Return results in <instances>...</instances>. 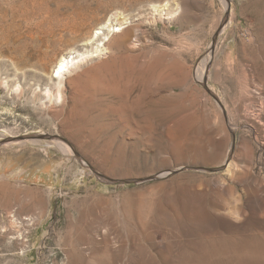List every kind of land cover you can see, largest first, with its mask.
<instances>
[{
	"label": "rangeland",
	"instance_id": "rangeland-1",
	"mask_svg": "<svg viewBox=\"0 0 264 264\" xmlns=\"http://www.w3.org/2000/svg\"><path fill=\"white\" fill-rule=\"evenodd\" d=\"M87 4L0 0V226L42 215L0 264H264V0Z\"/></svg>",
	"mask_w": 264,
	"mask_h": 264
},
{
	"label": "bare ground",
	"instance_id": "bare-ground-1",
	"mask_svg": "<svg viewBox=\"0 0 264 264\" xmlns=\"http://www.w3.org/2000/svg\"><path fill=\"white\" fill-rule=\"evenodd\" d=\"M57 1H58V5L54 9V12L56 14L57 13H60V14L64 13V15L58 20V23L56 25H54V27L52 28L51 32H54V33H56L57 31H60V32L61 31H64V32H74V31H76L78 28L81 27L83 21L87 18V16L90 14L91 9H92L87 4V0H57ZM168 4H169L168 1H165L161 6H159L158 4H154L152 7L155 10H158L159 7H160L161 9H159V10H166L167 11L168 8H169ZM119 26H118V28H115V25L112 24V23H104V24H102L101 26H99L96 29V31L92 35H90L88 37V42H93L94 40L91 41V39H95V38H99V37H101L102 40H108V38H109L108 36L110 34L111 35L122 34V33L124 34L123 28H121ZM102 45H103V43H101V45H96V47H95V49L93 51L87 52V53H83V54L81 53V54H79L77 56H74V57H72L70 59H69V56H62L57 61L56 66L53 69V77L64 76L66 74V71H71L70 69L72 68V66L73 67L76 66L77 63L80 60H83L87 56L96 55L98 53H101V51L103 49ZM23 64L25 65V64H27V62L25 61V62H23ZM202 76H203V71H201L198 74V78L202 79ZM60 91H62V90H60ZM62 96L63 95L61 94V92L58 93L57 96L54 99V103L55 104L62 103L63 102L62 101L63 100ZM168 173H169L168 171H163L158 176L162 177V176L167 175ZM193 214H195V213H193ZM10 215H11V218L9 220V223L6 224V225L0 226V233H3L4 236H7L9 238L14 239L16 244L19 246L18 253H22L23 254L25 252V249H27V247H28V244H27V241H28L27 233L29 232V230L31 228L36 227L39 224L40 220H42V215H36V216L27 215V216H24V217H22V215H19V214L18 215L17 214H10ZM83 226H84V224H83ZM74 229H75V227H74ZM72 233H74V235H75V232H72V227L69 225L68 230L66 231V236H68V237L72 236ZM111 233H112V231H111ZM70 238H69V240H71ZM72 239H74V238H72ZM68 254H69V256L71 258H75L73 249H70ZM76 255H78V254H76ZM81 262H82V260H81Z\"/></svg>",
	"mask_w": 264,
	"mask_h": 264
},
{
	"label": "water",
	"instance_id": "water-1",
	"mask_svg": "<svg viewBox=\"0 0 264 264\" xmlns=\"http://www.w3.org/2000/svg\"><path fill=\"white\" fill-rule=\"evenodd\" d=\"M213 42H214V40H212V44H213ZM233 141H234V137L232 138V143H233ZM202 169L203 170H209V171L213 170L210 167H203ZM102 179L104 181H106V182L114 183V184H120V183H137V182L140 181L138 179H126V180H124V179H110V178H107V177H104V176H102Z\"/></svg>",
	"mask_w": 264,
	"mask_h": 264
}]
</instances>
